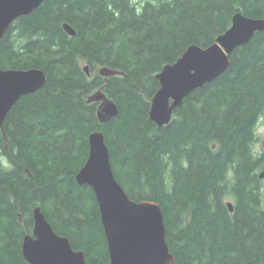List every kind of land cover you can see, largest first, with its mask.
I'll return each mask as SVG.
<instances>
[{"label":"trees","instance_id":"16d2710c","mask_svg":"<svg viewBox=\"0 0 264 264\" xmlns=\"http://www.w3.org/2000/svg\"><path fill=\"white\" fill-rule=\"evenodd\" d=\"M237 11L264 19V0H43L10 25L0 68H39L46 82L16 101L0 130V155L12 165L0 170V264H30L22 238L37 205L87 264H109L94 193L75 180L95 130L130 197L161 206L171 264H264V152L255 150L264 30L169 123L158 127L148 115L155 74L189 45L214 42ZM104 66L120 73L105 78ZM101 86L119 109L105 123L98 102L87 101Z\"/></svg>","mask_w":264,"mask_h":264},{"label":"water","instance_id":"95a60500","mask_svg":"<svg viewBox=\"0 0 264 264\" xmlns=\"http://www.w3.org/2000/svg\"><path fill=\"white\" fill-rule=\"evenodd\" d=\"M43 0H0V41L10 25L29 16ZM69 35L75 30L63 23ZM264 30V19L235 12L229 27L207 46L189 45L172 63L155 74L159 87L149 106V119L158 127L170 122L174 111L193 90L214 80L230 65L233 50ZM87 75L89 67L83 66ZM98 73L105 78L120 73L107 66ZM46 74L39 68H0V130L16 101L42 87ZM99 87L87 101L98 102L97 118L105 123L119 114L115 101ZM264 179V165L258 172ZM78 185H88L96 198L106 240L109 264H171L174 255L166 242L161 206L152 200H135L116 179L101 130L88 135V155L75 175ZM232 211V202L227 201ZM33 228L22 238V254L30 264H87L82 250L74 249L66 236L57 234L39 205L32 210Z\"/></svg>","mask_w":264,"mask_h":264},{"label":"rangeland","instance_id":"374dc122","mask_svg":"<svg viewBox=\"0 0 264 264\" xmlns=\"http://www.w3.org/2000/svg\"><path fill=\"white\" fill-rule=\"evenodd\" d=\"M257 134L258 140L255 144V150L257 152L263 151L264 152V117L261 118L257 125ZM264 189V184H263Z\"/></svg>","mask_w":264,"mask_h":264},{"label":"clouds","instance_id":"9594fccd","mask_svg":"<svg viewBox=\"0 0 264 264\" xmlns=\"http://www.w3.org/2000/svg\"><path fill=\"white\" fill-rule=\"evenodd\" d=\"M253 154L255 155L256 152L254 151ZM11 167L12 165L9 163L7 158L3 155H0V170H8L11 169Z\"/></svg>","mask_w":264,"mask_h":264}]
</instances>
